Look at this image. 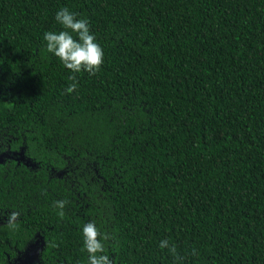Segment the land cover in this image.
I'll use <instances>...</instances> for the list:
<instances>
[{
  "label": "trees",
  "instance_id": "obj_1",
  "mask_svg": "<svg viewBox=\"0 0 264 264\" xmlns=\"http://www.w3.org/2000/svg\"><path fill=\"white\" fill-rule=\"evenodd\" d=\"M63 8L104 51L70 94ZM89 222L112 264H264V0H0V264H88Z\"/></svg>",
  "mask_w": 264,
  "mask_h": 264
},
{
  "label": "clouds",
  "instance_id": "obj_2",
  "mask_svg": "<svg viewBox=\"0 0 264 264\" xmlns=\"http://www.w3.org/2000/svg\"><path fill=\"white\" fill-rule=\"evenodd\" d=\"M57 22L65 30L58 33L46 32L43 39L47 42L46 47L49 53H53L63 63L64 67L70 70L73 75L69 77L71 83L67 93H73L79 86L76 73L87 71L89 75H96L104 63V51L99 43L96 42L94 34L91 33L87 19H77V14L63 8L56 13ZM75 34V37L73 35ZM68 201L61 200L54 203V207L59 209L58 215L64 216V208ZM19 217L18 212H12L7 223L9 228H15ZM109 236L101 233L95 222H89L83 227L84 246L82 250L88 253V264H112V260L107 254L105 241ZM161 249H168L169 253L177 259H182L177 253L174 244L164 239L160 242ZM195 255V250H193Z\"/></svg>",
  "mask_w": 264,
  "mask_h": 264
},
{
  "label": "flooded vegetation",
  "instance_id": "obj_3",
  "mask_svg": "<svg viewBox=\"0 0 264 264\" xmlns=\"http://www.w3.org/2000/svg\"><path fill=\"white\" fill-rule=\"evenodd\" d=\"M39 262V260H37Z\"/></svg>",
  "mask_w": 264,
  "mask_h": 264
}]
</instances>
